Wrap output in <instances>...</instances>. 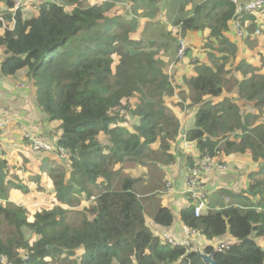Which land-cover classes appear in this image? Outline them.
<instances>
[{
  "label": "trees",
  "instance_id": "16d2710c",
  "mask_svg": "<svg viewBox=\"0 0 264 264\" xmlns=\"http://www.w3.org/2000/svg\"><path fill=\"white\" fill-rule=\"evenodd\" d=\"M16 1L0 0L7 11L6 22H11ZM139 1L126 0L125 4L133 8ZM142 1L159 4L165 0ZM109 2L83 7V0H39L33 4L36 15L25 18L21 8L16 10L12 30L0 35L2 77L25 71L36 90L35 108L47 122H59L62 131L57 141L42 139L52 145L51 153L30 148L43 158L41 168L53 180L54 208L35 212L30 222L26 207L0 205V256L9 264H204L193 244L170 246L148 228L147 220L171 227L174 219L169 208L148 202L147 194L138 195L131 180L119 191L111 188L116 174L119 177L127 169L137 168L146 176L149 166L174 163L172 146L179 138L180 114H192L184 142L194 147L195 156L217 158L249 151L254 160H264L261 69L245 61L229 69L234 54L222 53L218 59L211 56L212 65L192 61L195 75L184 77L181 85L173 84L168 66L157 56V41L146 45L131 40L135 23L120 12L125 6ZM210 3L209 12L227 7L209 27L210 40L226 42L223 33L235 10L228 0L195 6L192 17L177 23L180 39L204 28L201 18L212 13L204 14ZM262 26L264 35V21ZM254 28L255 19L249 29ZM169 36L162 34L164 40ZM132 99L136 101L130 103ZM23 142L30 147L27 139ZM194 159L192 155L186 158L187 168ZM5 175L2 160L3 190ZM8 185L27 193L22 184ZM263 186L264 178L253 179L250 192L260 194ZM179 216L183 225L204 240L226 235L237 239L236 244L214 253L217 264H264V246L255 242L264 239V211L230 206L195 217L189 206ZM24 229L35 239L26 238ZM79 248L83 250L77 254ZM203 250L211 253L214 248Z\"/></svg>",
  "mask_w": 264,
  "mask_h": 264
},
{
  "label": "crops",
  "instance_id": "0c3cea01",
  "mask_svg": "<svg viewBox=\"0 0 264 264\" xmlns=\"http://www.w3.org/2000/svg\"><path fill=\"white\" fill-rule=\"evenodd\" d=\"M211 1L212 0H165L164 2L159 4H148L144 3V1L141 2L140 0L132 8L130 4H125L126 0H116V6L128 7V9L125 11V7L124 9L121 8L120 10L122 15H126V17H128V21L135 23V29L132 31V34H134L136 30H138V36L140 38V40L138 41H142L146 45H148L149 42H154V40H156L157 42L154 43V45L159 50L157 54L158 58L162 60L166 66H170V64L176 58V52L178 49L180 27L177 25V23L182 19L179 16L180 12H186L188 14L187 18L192 17L195 6L203 5L204 3H209ZM241 1L244 3L250 0ZM118 2L120 3L118 4ZM212 5L213 3L207 5L208 8L204 11V14H209L210 12L212 13L205 16L204 18H201V23L204 28L202 30L189 31L183 37L184 40L187 41L188 45L186 63L182 65V76H178V78H175L173 76V84L181 85L183 83L184 77L190 78L195 75L193 62L188 63V60L190 58L197 57L193 59L197 62H200L201 64L212 65L211 56H213L215 59H218V57L222 56V53H229L231 54V56L233 54L236 55L235 58L232 57L230 59L227 65L228 68L231 66V64H233L235 67L238 62L245 61L253 67L260 68L264 72V54L259 53L258 51L260 50L257 49V46H261V35L258 38L253 39L252 42H246V40H238L234 36L233 28L230 26V23H228V29L223 33V37L226 39L225 43H220V41H217L215 39L210 40L209 37L211 30L209 27L210 23H212L211 20L216 18L215 16L219 15L223 11H226L227 9V7L216 8L213 11L210 10L209 12V7H211ZM253 16L254 18L251 17L252 20L255 19V22L257 21L258 23H263L264 12L256 13ZM252 20L249 18L246 19L244 16L243 25L249 28L252 24ZM198 31H201V35H197ZM162 34H170V36L164 40L163 38L165 37H162ZM244 42L248 48H244ZM249 44L253 45L251 46ZM226 50L232 51L228 52ZM237 52L239 55H237ZM197 53H200L202 57H199ZM242 55L247 59L249 57V60H251L249 61L243 59V57H241ZM175 66H178V64H176ZM25 73V71H21L16 73V75L13 76L14 78L11 80H8L7 82L3 80L4 83L9 84L10 87H6L4 89L2 87H5V84H0V100L2 105L0 106V124H4L7 120L6 125L0 128V161L4 160L6 162V175L4 182L6 186H4V190L2 189V187H0V202L2 201L1 197L3 196V194L6 195V193H9L13 189L16 191V198L20 197V192H18L15 187H8V184L13 185L18 184L19 182L27 188V196L30 197L32 202H30V206H27V204L24 205L21 200H18L16 203L26 207L29 210L30 214H35V212L41 209H49L50 205H53L55 200L53 181L49 173L44 172L43 168H41L40 162H44L43 158L37 156L36 153L32 152L27 144L23 145L22 143L19 144L18 142L17 147L12 146L15 150H11L19 151V156H14L15 159H13L12 163H10V159L13 158V156H9L10 154L6 153L10 147L5 149L3 148V146L6 145H2V141L4 139L13 138V135L7 136L9 133L18 134L19 124L31 127V129L33 130L37 129L39 131L38 135L42 137H49V134L46 135L41 132L40 129L42 127L44 129H47V125L55 126V123L47 122L33 104H31V106L28 105V108H20V106L23 105V100L21 99V96L19 97L20 94H17V92L19 91L13 89L12 85L16 84L14 83L16 82V78H19L20 75H25ZM27 80L29 82L22 89V91L26 92V94L24 95H29L30 99V97H32L30 95V90L33 88L31 87L28 77ZM24 98L25 97L23 96V99ZM17 99L19 100V103L17 102ZM12 100L16 104V108L13 111L10 106ZM135 101L136 100L134 99L132 103H134ZM171 102L175 103L176 98H174ZM180 118L181 125H186L187 123V125L189 126L193 122L191 113L186 115L180 114ZM53 133L57 136V129L54 130ZM180 139L182 141L178 146L177 142ZM177 142L172 146V151L175 152L174 163L170 164L167 167L157 168L158 170H161L163 172V179L161 182L160 190L158 192L160 194V197L157 198V201L159 202L160 207L170 208L178 214L176 218L177 224L175 227L169 229L168 232H166L164 229L161 230L171 237L175 236L176 239H178V241L180 242L184 241L183 237L185 234L182 231L183 224L179 223V212L188 206V198L185 195H174L171 197L169 195L163 194L165 190L163 189L164 182L166 183L167 181H170L174 186L181 190L184 177L187 173L186 158L190 155L195 157L197 153L195 152V149L192 145L186 144L187 146H184V137L179 136ZM23 147L28 148V150H24ZM51 157L54 158V156ZM215 159L224 164H227L228 170L220 171L215 169L208 175L203 177V179L201 180L202 187L207 192V209H210H205L202 214L208 211H219L230 206H234L236 208L244 210L246 208L252 207L254 210L264 211V198L261 196L262 193L264 194V186L263 191L260 194L257 193L258 190L250 192V186L253 183V179L258 181L264 178V174H262L264 173V160H254L252 154H250L249 151H246L245 153H232L230 155H226L223 153L221 157H217ZM26 166H28V169L26 168ZM34 170H37V173H33ZM20 171L22 173V179L19 178ZM38 175L40 176V178L35 180L34 178ZM6 187L8 188L6 189ZM156 189L157 187H155L152 192H155ZM222 192H230L231 194L224 195L222 194ZM147 223L150 224L148 221ZM34 239L35 237H33V240ZM219 239L223 238L214 239L212 241L216 242ZM257 240L259 242L260 238H257L255 241ZM188 243L193 244V246H199L200 248L206 246L215 248L219 242L212 244L211 241L204 240L197 234L195 238H191Z\"/></svg>",
  "mask_w": 264,
  "mask_h": 264
},
{
  "label": "rangeland",
  "instance_id": "374dc122",
  "mask_svg": "<svg viewBox=\"0 0 264 264\" xmlns=\"http://www.w3.org/2000/svg\"><path fill=\"white\" fill-rule=\"evenodd\" d=\"M78 1H80V0H78ZM85 3H82V5H83V7H87V6H93V5H95V4H103L101 1H99V0H93V1H91V0H83ZM109 1H111V0H107L106 1V3H110ZM121 1H123V0H121ZM35 2H38V0H18V1H16L15 2V6H14V8L15 7H18V9H22L23 11V15H24V17L25 18H30V17H32V16H34V15H36V8H35V6L36 5H34L33 6V4H35ZM0 15H4V13L5 12H7L6 11V8H5V6H1V3H0ZM118 8H121V7H118ZM17 9V10H18ZM128 9V7H125V9H124V11L125 10H127ZM65 10L66 11H69L70 9L69 8H67V7H65ZM120 12H121V10H120ZM187 13L186 12H180V14H179V16L182 18V19H185V18H187ZM127 20H128V17H127ZM1 33H2V30L0 29V35H1ZM191 33H193V32H191ZM197 35H198V32H197ZM129 36H130V39L132 40V39H134V40H136V41H138V40H140V38H139V36H138V30H136L135 31V33L134 34H132V32L129 34ZM181 38V37H180ZM179 38V39H180ZM186 43H187V41H186ZM242 44H243V42H242ZM244 45H245V42H244ZM249 45H253V44H249ZM188 46V45H187ZM238 46H241V45H238ZM251 46H249V47H251ZM244 48H248L246 45L244 46ZM257 49H259L260 51H258L259 53H263L264 54V35L262 34L261 35V46H257ZM240 52V51H239ZM245 54V53H244ZM197 55L199 56V57H202L201 56V54L200 53H197ZM237 55H239L238 54V52H237ZM234 58L236 57V55H234L233 56ZM241 57H243V55L241 56ZM193 58H197V57H192V58H190L189 60H188V63L189 62H192L194 59ZM250 58H252V57H250ZM199 59V58H198ZM243 59H246V60H249V57H248V59L246 58V57H243ZM175 60V59H174ZM251 60V59H250ZM249 60V61H250ZM261 61H262V57H261ZM174 62V61H173ZM172 62V63H173ZM171 63V64H172ZM186 63V60H184V63L182 62V63H178V66H173V67H171L170 68V66H171V64H170V66L168 65V69H167V72H168V74H173V76L175 77V78H178V76L179 77H181L182 76V74H181V72H182V69H183V66L182 65H184ZM233 67H234V65L233 64H231V66L229 67V69H233ZM261 72L264 74V72H263V70H261ZM25 75H26V73H25ZM25 75H20V77L19 78H16V82H14V83H16V84H13L12 85V88L13 89H15V90H17V91H19V92H17V94H20L19 95V97L21 96V99L23 100V105L22 106H20V108H22V109H24L25 107H27L28 108V105H30L31 106V104H33L34 106H35V103H34V99H33V95H34V97L36 96V90L35 89H31L30 90V95L32 96V97H30V99H29V95H24V94H26V92H23L22 91V89L26 86V84L29 82L28 80H27V77L25 76ZM23 77H25V78H23ZM14 77L13 76H11V77H2L1 78V84L2 83H4V81H8V80H11V79H13ZM4 80V81H3ZM182 82V81H181ZM5 84V87H2V88H6V87H10V85L9 84H6V83H4ZM26 98L27 96V98L25 99H23V96ZM220 98H222V97H220ZM220 98H214L213 100L214 101H216V100H218V99H220ZM28 99V100H27ZM134 99H132V100H130V103H132V101H133ZM25 101H27V102H25ZM17 102L19 103V100L17 99ZM7 104V103H6ZM5 104V105H6ZM251 104V103H250ZM0 106H2L1 105V100H0ZM10 106H11V109H12V111L16 108V104H15V102L12 100V102L10 103ZM251 106L252 105H248L247 106V108L248 109H250L251 108ZM122 114V113H121ZM263 117H262V119H261V121H260V123H262V124H264V115H262ZM6 122H7V120H6ZM6 122L4 123V125H2L1 127H3V126H5L6 125ZM51 123H55V126L54 125H47V129H44L43 127L40 129L41 130V132H43L44 134H46V135H48L49 134V137H46V136H44V137H42L41 139H46L47 140V138H52V140L53 141H57V139L59 138V136H60V134L62 133V131L60 130V123L59 122H57V121H53V122H51ZM59 126V127H58ZM0 127V128H1ZM55 127V128H54ZM57 129V136L56 135H54V133H53V131L54 130H56ZM38 130L37 129H35V130H31V127H28V126H24V125H18V134L17 133H13V134H11V133H9L7 136H9V135H13V138H6V139H4L3 141H2V145H6V146H3V148H9L8 149V151L6 152V153H9L10 155L9 156H13V158H11L10 159V163H12V161H13V159H15V157L14 156H17L18 155V152L19 151H13V150H11V149H14L12 146H14V147H17L18 146V142H19V144H25L24 142H23V138L27 135V134H29V133H31V134H38ZM16 134V135H15ZM59 135V136H58ZM192 147V146H191ZM23 149L24 150H28V148H26V147H23ZM15 150V149H14ZM19 156V155H18ZM62 160V159H61ZM231 160V159H230ZM64 166V165H63ZM26 168L28 169V166H26ZM54 168H56V167H54ZM147 169H148V171H149V173H145V175L146 176H143V172L142 171H140V170H138L137 168L135 169V170H133L132 171V169H127V170H125V171H122L120 174V176L118 177V175L116 174V176H115V178H114V180H113V182H112V186H111V188L113 189V190H116V191H119V190H121L122 189V187H123V185L125 184V182H126V180L128 179V180H131V181H133V183H132V190H134L138 195H145V194H147L148 196H146V198H148L147 200H148V202H150V201H157V198H159L160 197V194L158 193L159 192V190H160V186H161V182H162V179H163V172L161 171V170H158L157 168H155V167H153V166H149V167H147ZM59 171H54V173H58ZM33 173H37V170H34V172ZM45 176V175H44ZM19 178L20 179H22V173H21V171H20V175H19ZM53 181V180H52ZM23 182H25V181H23ZM167 182H169V183H171L170 181H167ZM28 183V182H27ZM18 184H20L19 182H18ZM172 184V183H171ZM173 185V184H172ZM8 187H11V186H8ZM8 187H6V189L8 188ZM155 187H157V189H156V191L155 192H152L154 189H155ZM54 189V188H53ZM18 192H20V197L19 198H16V191L13 189V190H11L9 193H6V195L5 194H3V196L1 197L2 199V201L0 202V205L1 206H3V207H10V206H21V205H19L18 203H16L18 200H21L22 202H23V204L24 205H26L27 204V206H30L31 205V203L30 202H32V200L30 199V197L29 196H27V193H25V192H23L21 189H16ZM43 193H44V190H43ZM163 194H165V195H169V196H174V195H178L175 191H173V190H171V191H165V192H163ZM261 196L264 198V194L262 193L261 194ZM142 197H140L139 196V199H141ZM142 200V199H141ZM91 202H93V201H91ZM91 202L89 203V202H87L86 204L89 206V205H92L91 204ZM157 203V206H159L160 204H159V202L157 201L156 202ZM54 205H50V207H49V209H46V210H50V209H52V208H54L53 207ZM153 207V205H151V207L150 208H152ZM170 209V208H169ZM29 211V210H28ZM170 211H171V213H172V216H173V219H174V222H173V224H172V226L171 227H169V228H162V227H159V226H157V225H155V224H153V222H150V221H148L150 224H148L147 223V225H148V228L149 229H151L152 230V233L155 235V236H157L162 242H164L163 241V239H162V236H163V232H162V230L161 229H164L166 232H168V230L169 229H171V228H173V227H175L176 226V218H177V216H178V214L174 211V210H171L170 209ZM30 213V212H29ZM33 216H34V214H30L29 216H28V218H27V220L28 221H30V222H32L31 220H32V218H33ZM179 223H182L181 222V220H180V222ZM23 232H24V235L26 236V238H28L30 241H32L33 240V235H32V233L31 232H29V230H26V229H24L23 230ZM171 234V233H170ZM173 239H175V240H178V239H176V237L175 236H173L172 237ZM191 238H195V237H193V236H191V235H187V234H185L184 235V237H183V239L184 240H187L188 242L190 241V239ZM223 239H219V240H217L216 242H219L218 244H217V246L216 247H218L219 245H221V244H223L224 246H228V245H234V244H236L237 243V239H235V238H233V237H231L230 235H227V236H225V237H222ZM256 240V239H255ZM216 242H213V241H211V243L212 244H214V243H216ZM256 242V244L258 245V246H264V239L263 238H260V241L258 242V240L257 241H255ZM82 250H83V248H79V249H77V251H76V253L77 254H80L81 252H82Z\"/></svg>",
  "mask_w": 264,
  "mask_h": 264
},
{
  "label": "built area",
  "instance_id": "2783aa9c",
  "mask_svg": "<svg viewBox=\"0 0 264 264\" xmlns=\"http://www.w3.org/2000/svg\"><path fill=\"white\" fill-rule=\"evenodd\" d=\"M39 1V0H38ZM102 3L106 2L107 0H100ZM234 6V17L230 20V26L233 28L234 36L238 40L244 39H256L260 35H262L263 26L262 23H256V28L254 30H250L248 27L244 26V16L247 15H254L256 13H262L261 11L264 10V0H250L248 2H242L241 0H228ZM15 6V5H14ZM18 9L15 7L11 9V13L13 14L11 17V22H6L3 16L0 15V29L2 32L5 30L11 31L14 25V12ZM2 34V33H1ZM188 52V46L184 39H179L178 49L176 52V58L172 63L171 67L175 66L178 63L184 62L186 60V55ZM3 58V50L0 48V63ZM194 61V60H193ZM170 67V68H171ZM1 72H0V84H1ZM4 124H0V127ZM25 139L28 140L30 144V148L34 152L43 153H51L53 151V147L51 144L46 143L42 139H39L34 134H27ZM184 146L187 145L184 143ZM57 151L62 155L65 156V151L61 148L57 149ZM200 156H195L193 166L187 168V173L184 177L183 184L181 190L176 186L172 185L169 182L165 183V191H175L178 195H185L188 198L187 205L188 207H193V214L195 217H198L203 213L205 209H207L206 205V197L207 192L202 187L201 180L203 177L208 175L213 170H220L226 171L228 170V165L224 164L220 161H217L215 158H211L209 156H205L203 158H199ZM209 210V209H207ZM182 231L184 234L191 235L195 237L196 233L194 230H191L185 226H183ZM163 241L167 244L172 246H185L189 247L188 241H177L173 239L170 235L163 232L162 236ZM224 245L222 244L220 248H223ZM0 264H9L4 256H0Z\"/></svg>",
  "mask_w": 264,
  "mask_h": 264
},
{
  "label": "water",
  "instance_id": "95a60500",
  "mask_svg": "<svg viewBox=\"0 0 264 264\" xmlns=\"http://www.w3.org/2000/svg\"><path fill=\"white\" fill-rule=\"evenodd\" d=\"M198 35H201V31H198ZM186 131V125L182 124L181 125V129L179 132V136L180 137H184ZM181 139L177 142V145L179 146L181 143ZM194 250L195 253L197 255V257L204 263V264H217L214 259H213V255L214 253L217 251V249H215L213 252L211 253H204L202 249H200L198 246H194Z\"/></svg>",
  "mask_w": 264,
  "mask_h": 264
},
{
  "label": "clouds",
  "instance_id": "9594fccd",
  "mask_svg": "<svg viewBox=\"0 0 264 264\" xmlns=\"http://www.w3.org/2000/svg\"><path fill=\"white\" fill-rule=\"evenodd\" d=\"M187 207H188V206H187ZM187 207H186V208H187ZM183 226H185V225H183ZM183 226H182V228H183ZM185 227H186V226H185ZM187 228H188V227H187ZM195 233H196V235H197V232H195ZM196 235H195V236H196ZM177 241H178V240H177ZM168 245H170V244H168ZM221 245H222V244H221ZM221 245H219L218 247H215L214 250L217 249V251H218V250L222 249V248H220ZM170 246H172V245H170ZM198 247H199V246H198ZM224 247H227V246H224ZM193 248H194V246H193ZM199 248H200V247H199ZM212 248H213V247H212ZM200 249L203 250V248H200ZM194 251H195V250H194ZM203 252H204V250H203ZM204 253H205V252H204Z\"/></svg>",
  "mask_w": 264,
  "mask_h": 264
}]
</instances>
